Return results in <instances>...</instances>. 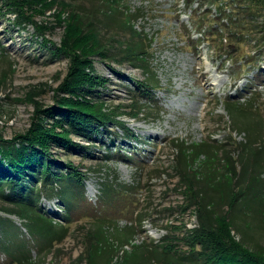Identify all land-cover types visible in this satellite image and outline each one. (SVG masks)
Returning a JSON list of instances; mask_svg holds the SVG:
<instances>
[{"label": "rangeland", "instance_id": "rangeland-1", "mask_svg": "<svg viewBox=\"0 0 264 264\" xmlns=\"http://www.w3.org/2000/svg\"><path fill=\"white\" fill-rule=\"evenodd\" d=\"M38 1L42 5L35 6L32 18L35 23L22 25L0 0V135L5 139L29 128L37 105L44 109L55 106L57 100L65 96L61 87L68 73L70 57L61 48L65 41L70 43L77 39V36L74 39L69 36L73 30L68 14L75 9L73 4L82 0ZM63 2L71 6L69 12L62 10ZM118 3L127 23L118 32L101 31V41L106 47L88 53L90 66L86 71L98 76V80L105 79L96 92L109 106L128 105L131 92L127 89L134 90L137 80L154 78L158 84L153 87L157 105L148 103V98L143 99L138 94L140 103L145 105L147 102L150 108L134 117L124 113L117 117L120 124L132 130L133 137L127 141L125 130L113 123L112 134L98 132L94 140L72 136V140L83 148L55 150L54 157L63 163L56 166L62 177L60 175L54 184L56 194L51 197L42 195L38 206L57 228H66L60 239L49 241L43 236L32 235L25 226L24 217L7 211L10 204L6 194L9 191L0 188V264H17L11 259L12 254H24L28 264H88L84 256L87 247L84 234L92 224L87 219L96 211L117 218L121 229L132 225L135 234L131 244L136 245L147 241L163 245L168 232L165 226L170 224L167 223L170 219L181 230L196 228L199 222L197 210L187 208L189 204L180 191L175 159L177 151L173 142L183 141L192 146L209 139L224 144L237 162L234 182L245 185L253 179L252 187H261L258 196L262 203L258 207L246 206L245 199L241 198L231 210V216L237 225L246 226L249 247L264 248V158H257L258 162L255 161L252 167L249 158L240 155L246 156L244 144L251 138H255V147L264 145V34L259 32L263 26L259 23L261 18L254 19L257 26L240 31L247 33L245 37H230L221 43L212 23L221 26L222 21L213 4L196 13L197 0L189 8L186 0H120ZM209 13L213 15L210 21L204 17ZM131 17L135 19L128 20ZM40 25L43 26L41 30ZM200 28L206 30L207 35L199 42L196 31ZM144 36L151 43L147 70L138 68V63L131 61L130 57H123L126 55L124 48L130 45L137 48ZM231 44L236 50L231 55L225 54ZM74 51L82 52L78 48ZM240 58L241 62H234ZM96 92L91 95L96 97ZM226 102H238L242 107L251 104L248 107L250 113L235 123L225 107ZM49 120L45 118L44 124ZM109 136L113 138L109 139ZM204 160V156L199 157L194 169L200 170ZM216 161L217 166H224L223 158H216ZM66 165L85 175L83 202L73 198L78 196L82 187L79 188L73 176L67 175ZM5 166L7 162L0 156V171ZM244 168L247 172L242 175ZM104 182L123 188V193L117 195L109 207L111 211H107L108 206L102 207ZM215 184L214 181L212 187L215 188ZM140 186H144L141 193ZM202 188L201 181H198L197 189ZM209 192L213 195L217 212H225L227 200ZM136 212L145 219L139 221ZM182 231L184 237H179L181 244L174 253L175 257L181 254L191 256L194 251ZM240 232L230 231V240L238 241ZM130 245L121 249L130 252ZM114 250L115 256L110 264H125L124 252L119 248Z\"/></svg>", "mask_w": 264, "mask_h": 264}, {"label": "trees", "instance_id": "trees-1", "mask_svg": "<svg viewBox=\"0 0 264 264\" xmlns=\"http://www.w3.org/2000/svg\"><path fill=\"white\" fill-rule=\"evenodd\" d=\"M3 1L5 9L13 12L22 25L35 23L32 20L35 6L37 4L42 5L38 0ZM119 1L82 0L77 5L73 4L75 9L72 8L71 10V6H68L67 3L61 4L62 10L71 11L68 14V19L71 22L70 26L73 32L69 36L73 39L74 36H77V39L70 43L65 41L61 48L70 57L68 73L61 87L65 96L58 99L55 106L44 109L41 105H37L31 118V124L24 132L15 134L11 139H5L0 135V156L7 162V166L0 171V188H8L9 191L6 196L10 206L6 209L10 213L24 217L26 219L25 226L32 235L43 236L49 241L60 239L66 229L61 228L62 226L57 228L53 220L42 213L38 206V201L42 195L51 197L56 194L54 184L59 181L61 175L56 170V166H61L63 163L54 157L55 150L72 151L77 147L80 148L81 146L72 140V136L83 137L86 141H90L94 140L98 132L101 134L105 131L112 134L113 123L116 127L120 126L125 130V140L127 141V138L133 137L132 130L120 124L117 117L122 113L134 117L150 108V104L147 102L145 105L140 103L138 94H141L143 99L148 98L146 99L148 103L154 102L157 105V101L153 97L155 93L153 87L158 86V84L157 81L153 80L154 78L143 81L137 80L134 90L127 89L129 93L131 92L128 105L120 103L109 106L105 100L101 99L103 97L100 98L101 94L96 92L101 88L100 85L105 83V79L98 80V76L86 71V68L90 66V60L87 58L88 53L93 54L95 51H102L106 47L101 41L103 38L100 36L101 31L106 29L118 32L127 23L125 15L120 13ZM195 2L196 0H186L188 8ZM197 2L196 13L204 6L208 8V5L212 4L218 10L222 24L218 26L216 22H213L212 25H215V35L221 43L230 40V37L233 39L240 36L245 37L247 33L240 31L243 28L257 26L253 22L256 18H261L259 23L263 26L259 32L262 31L264 34V0H197ZM206 10L205 8L203 11ZM231 11L233 14L230 15ZM204 17L208 21L213 19V15L210 13L205 14ZM133 19L135 17L128 20ZM192 21L194 20L192 19ZM42 27L39 26L40 30ZM205 31L203 28L196 31V34L199 35L197 38L199 42L203 38L206 39ZM150 44L144 36L139 40L137 48H132L131 45L124 48L126 55L123 57H130L131 61L138 63V68L147 70ZM77 48L82 51L81 54L74 51ZM235 50L234 45L231 44L225 54L231 55L232 51ZM241 60L242 58L233 61L241 62ZM233 61L230 60V62ZM93 92L97 93L96 97L94 94L91 95ZM98 99L101 100L97 101ZM250 106L251 104L242 107L238 102L225 103V107L235 123L240 121L242 116L250 113L248 111ZM126 108L129 110L125 111ZM45 118L50 119L46 124L43 122ZM112 138L109 136V139ZM130 140L128 139V141ZM254 142L255 138L249 139L244 144L246 156L242 155L243 153L240 154L241 158H249L252 167L255 161L258 162L257 158H264V145L255 147ZM173 146L177 151L175 159L181 186L180 191L183 192L184 198L189 204L187 208L196 209L199 219L196 228L192 230L182 229L185 231L186 237L189 238L191 246H194L191 256L183 254L178 257L174 256L181 244L179 237H184V234L182 235L183 231L174 224V221L172 222V219L168 220L167 223L170 224L165 226L168 232L164 236L163 245L160 246L153 241L136 245L131 244L135 234L132 225L121 229L117 225V218L102 215L101 212L96 211L87 219L92 224L84 234L87 245L84 256L88 264H110L114 259V249L116 248L124 252L122 258L125 260V264H264V248L249 247L246 244L245 225H237L231 216V210L237 206V201L241 198L245 199L243 201L245 205L251 204L258 207L262 203L258 196L261 193L258 192V189L261 187H252L251 181L253 179L245 185L243 183L240 185L238 181L234 182V179L237 178L235 166L237 162L234 161L231 153L224 148V144H219L215 139L204 140L192 146L185 145L183 141L180 143L173 142ZM219 154L223 155L219 156ZM201 156H204L205 160L202 162V168L197 171L193 166ZM216 158H223L224 166H217ZM65 167L68 169L67 175L73 176L79 188L82 187L79 189L78 196L73 198L83 202L85 199L84 173L78 172L75 167L67 165ZM245 168L242 175L247 172ZM238 176L240 177L238 180H240L241 176ZM198 181H201L203 187L201 190L197 189ZM214 181L216 182L215 188L212 187ZM103 185L102 207L108 206L107 211H111L109 207H112L117 195L123 193V188L119 187L118 189L113 183L106 184L104 182ZM143 189L144 186H140L139 192L141 193ZM209 191H213L221 200H227L228 209L225 212H217L215 200ZM136 215L139 221L145 219L141 213L136 212ZM111 228L113 232L110 231ZM232 230L241 231V237L238 241L230 240V231ZM175 232L177 233L175 234ZM125 245H130L132 250L128 252L121 249ZM25 257L24 254L18 256L12 254L11 259L17 261V264H28Z\"/></svg>", "mask_w": 264, "mask_h": 264}]
</instances>
